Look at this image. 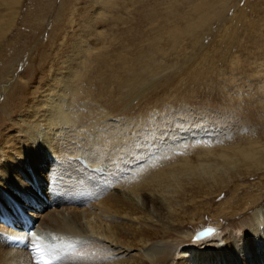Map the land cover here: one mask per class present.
<instances>
[{
	"label": "bare ground",
	"instance_id": "obj_1",
	"mask_svg": "<svg viewBox=\"0 0 264 264\" xmlns=\"http://www.w3.org/2000/svg\"><path fill=\"white\" fill-rule=\"evenodd\" d=\"M14 1L5 0L2 3L10 6L14 2L15 5L4 15V19L0 12V44L9 40V33L17 26V5L21 0ZM95 10L91 11V22L97 14ZM5 21L7 27L3 25ZM96 29L93 32L98 33ZM90 34L93 39L94 33ZM67 38L64 33L56 43L66 42L64 47L72 50L73 54L58 49L50 58L49 54L42 59L33 58L31 51L36 50L41 42V37L38 42H34V38L30 41L32 47H23L21 51L24 57L26 55L25 61H34L29 75H15V65L5 75V72H0L3 81L0 87V217L7 214L19 218L18 205L38 224L37 228L74 236L71 246L56 248L57 251L63 249L56 264H105L101 255H115L116 252L122 255L136 245L143 248L147 244L152 247L149 251L141 249L142 253L138 252L140 259L130 253L127 258L117 257L114 262L218 264L217 259H222L224 254V264H264V203L252 211V222L246 221V225L239 227L240 234L233 230L221 239L222 249L219 243L205 241L212 234L199 244L201 251L194 250L193 253L185 249V244L192 243L189 238L178 244L158 243L162 238H172V234L166 232L169 226L179 229L194 227L201 217L196 194L200 187H208L212 182L233 185L229 193L232 198L225 202L222 200L220 209L208 211L213 218H219L224 213L235 216L258 204L259 201L248 202L238 198L243 181L240 174L229 171L246 167L247 173L243 176L262 173L264 141L257 143L256 148H253L254 143L247 147L242 142L224 146L225 139L219 137L215 142L206 134V139L202 137L201 152H197L196 148L187 152L186 147L193 142H186L194 136H188L184 123L177 131H171L168 138L158 136L154 145L155 149L165 143L177 145V162L172 168L179 171L157 170L156 160L142 146H138V141L132 140V132H137L134 125L123 119L109 122L112 114L105 109L107 106L103 108L92 97L95 95L85 88L87 83H92L87 74L92 67L90 57L96 52L94 43L82 42L80 36H74L75 42L65 41ZM53 55L58 59H52ZM64 67L65 70L58 72ZM3 94L5 100L1 98ZM11 113L16 115V119L10 118ZM96 113L101 114L99 123ZM154 113L152 117L149 114L139 119L145 134L146 122L161 116ZM150 131L159 134V126ZM201 132L197 136L205 133L204 130ZM133 150H140L137 159L133 157ZM155 170L156 174L153 173ZM182 174H193L196 178L188 182L180 178ZM105 192L107 197L101 198ZM222 192L217 190L213 194ZM205 195L211 193L208 191ZM148 211L150 219H158L159 222L161 219L157 218V213L166 212L162 218L172 221L171 225L153 229L140 223L139 227H134L133 216ZM197 235L198 232L195 237ZM12 237L15 234L0 224V264H36L30 252L10 245ZM109 243L120 248L115 249ZM121 250H124L122 254ZM177 255L183 258L176 260Z\"/></svg>",
	"mask_w": 264,
	"mask_h": 264
},
{
	"label": "rangeland",
	"instance_id": "obj_2",
	"mask_svg": "<svg viewBox=\"0 0 264 264\" xmlns=\"http://www.w3.org/2000/svg\"><path fill=\"white\" fill-rule=\"evenodd\" d=\"M3 1L5 0H0L2 19L15 5L14 0L10 6L2 5ZM101 2L102 0H21L17 5V26L9 33V40L0 44L3 47L0 46V52L3 53L0 72H5V75L15 65V75L27 77L34 61H25L26 55L24 57L21 51L23 47L26 49L30 46L31 40L36 39V42L40 37L37 49L31 51L33 58L42 59L47 54L50 58L58 49L73 54L72 50L64 47L66 42L56 43L64 33L68 35L65 41L75 42L74 36H80L82 42L94 43L96 52L90 57L92 67L87 74L92 83H87L85 88L95 95L92 97L103 108L107 106L105 109L112 114L109 122L123 119L134 125L137 132H132V140L138 141V146H142L156 160L157 170L162 168L168 172L179 171L172 168L177 162V145L165 143L156 149L154 145L158 142V136L162 135L166 139L171 131H177L184 123L188 136H194L186 142H193L190 147L185 146L187 152L193 148L201 152L202 137L206 139L207 135L215 142L219 137L225 139L224 146L242 142L247 147L254 143L253 148H256L257 143L264 141V0ZM92 10L97 11V14L91 22ZM5 22L3 25L7 27V21ZM94 28H97L99 34L93 32ZM91 32L94 33V40L90 38ZM86 58L89 60L87 55ZM52 59L58 57L53 55ZM79 68L82 66L79 65ZM62 70L65 67L58 72ZM11 78L15 79L13 76ZM47 80L49 81V77ZM2 83L0 78V87ZM110 95L111 98L108 97ZM1 98L5 100V95ZM154 112L161 116L155 120L147 119L145 134L139 119L149 114L152 117ZM96 114L99 123L101 114ZM10 118L16 119V115L11 113ZM156 126H159V134L150 131ZM197 126L201 128L198 129ZM200 130L205 133L197 136ZM184 139L182 140L185 141ZM139 152L140 150H133V157L137 159ZM202 158L206 160L204 155ZM229 172L241 175L243 186L238 192V198L248 202L259 201L258 204L235 216L224 213L220 219L213 218V214L208 211L220 209L222 200L225 202L232 198L229 193L233 190V185L221 181L212 182L208 187H200L196 194L201 217L194 227L173 228L169 226L172 221L162 218L166 212L157 213V218L161 219L159 222L158 219H150L149 211L133 216L134 227H139L140 223L153 229L169 226L166 232L171 233L172 238H162L158 243L178 244L189 238L192 243L185 244V249L192 253L194 250L201 251L199 244L204 242V239L197 241L195 234L210 228L215 234L205 241L219 243L222 249L224 246H221V239L233 230L240 234L239 227L246 225V221L252 222V211L264 203V171L251 177L243 176L247 173L246 167ZM153 173L156 174L157 171ZM180 178L191 182L196 176L182 174ZM217 190L223 192L214 195ZM208 191L211 195L206 196ZM106 192L110 194L109 191ZM106 192L101 198L107 197ZM38 229L42 234L46 233L47 238L41 237L42 240L53 243L58 248L61 245L71 246L74 240L71 235ZM104 241L108 242L106 238ZM108 245L120 248L115 244ZM151 247V244L143 248L136 245L128 253L122 254L124 250H121L122 255L116 252L115 255L105 254L100 257L106 261L105 264H118L114 262L117 257L127 258L131 253L134 258L140 259L138 252L149 251ZM207 251L211 253L210 250ZM223 256L224 254L222 259H217L218 264H224ZM181 258L183 257L180 255L176 256V260ZM184 264H187L186 261Z\"/></svg>",
	"mask_w": 264,
	"mask_h": 264
},
{
	"label": "snow or ice",
	"instance_id": "obj_3",
	"mask_svg": "<svg viewBox=\"0 0 264 264\" xmlns=\"http://www.w3.org/2000/svg\"><path fill=\"white\" fill-rule=\"evenodd\" d=\"M208 231L211 233L213 230L209 229ZM32 235L34 237L32 240V250L34 252L36 264H55V262L60 258V254L63 252V249L57 251L56 249L42 243L40 238L35 237L34 234Z\"/></svg>",
	"mask_w": 264,
	"mask_h": 264
},
{
	"label": "water",
	"instance_id": "obj_4",
	"mask_svg": "<svg viewBox=\"0 0 264 264\" xmlns=\"http://www.w3.org/2000/svg\"><path fill=\"white\" fill-rule=\"evenodd\" d=\"M209 229H204L203 231L199 232L198 235L196 236L197 240L206 238L207 236L213 234L214 231H212L211 233H209L208 231Z\"/></svg>",
	"mask_w": 264,
	"mask_h": 264
}]
</instances>
